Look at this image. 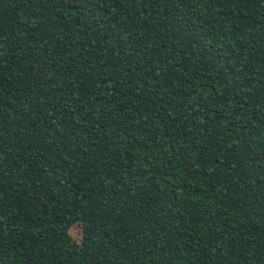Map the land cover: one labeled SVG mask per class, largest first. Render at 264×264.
Returning <instances> with one entry per match:
<instances>
[{
	"label": "trees",
	"instance_id": "16d2710c",
	"mask_svg": "<svg viewBox=\"0 0 264 264\" xmlns=\"http://www.w3.org/2000/svg\"><path fill=\"white\" fill-rule=\"evenodd\" d=\"M0 264H264V0H0Z\"/></svg>",
	"mask_w": 264,
	"mask_h": 264
},
{
	"label": "rangeland",
	"instance_id": "374dc122",
	"mask_svg": "<svg viewBox=\"0 0 264 264\" xmlns=\"http://www.w3.org/2000/svg\"><path fill=\"white\" fill-rule=\"evenodd\" d=\"M70 232H71L72 237H73L76 241H78V242L81 241L82 231H81V228H80L79 226L75 225V226L71 229Z\"/></svg>",
	"mask_w": 264,
	"mask_h": 264
}]
</instances>
